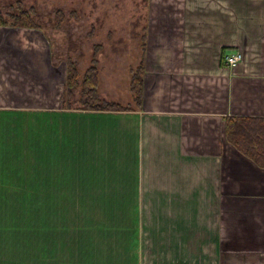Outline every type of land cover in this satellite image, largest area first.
Returning a JSON list of instances; mask_svg holds the SVG:
<instances>
[{
	"label": "crops",
	"instance_id": "1",
	"mask_svg": "<svg viewBox=\"0 0 264 264\" xmlns=\"http://www.w3.org/2000/svg\"><path fill=\"white\" fill-rule=\"evenodd\" d=\"M148 1L140 103L131 92L128 103L109 99L126 111L67 112L49 83L47 43L0 42V114L16 113L10 123L23 127L4 149L0 130V157L9 151L20 159L17 176L48 186L42 196L58 201L49 205H65L73 184L74 192L82 185L113 191L101 205L173 208L160 237H186V246L153 248L165 257L151 264H264V168L226 140L227 118H264V0ZM9 31L0 27V37ZM235 53L242 60L230 68L224 58ZM194 222L207 242L196 252L187 242ZM104 251L113 256L105 264H147L132 254L148 249ZM64 253L48 247L34 258L28 248L22 262L65 264ZM75 254L74 264H96L89 248Z\"/></svg>",
	"mask_w": 264,
	"mask_h": 264
},
{
	"label": "rangeland",
	"instance_id": "2",
	"mask_svg": "<svg viewBox=\"0 0 264 264\" xmlns=\"http://www.w3.org/2000/svg\"><path fill=\"white\" fill-rule=\"evenodd\" d=\"M148 6L149 1L144 0H0L4 28L11 29L0 37V42L47 43L52 69L49 83L57 97L62 92L63 108L67 112L82 107L81 82L93 59L97 60L100 73V98L124 104L128 103V98L130 102L131 72L136 71L141 60ZM23 14L31 18L33 27L14 25ZM114 44L124 47H114ZM70 63L77 69L78 83L69 93L65 91V80ZM8 114H0V130L5 134L1 139L3 149L8 147L16 129L18 137L23 134L22 126L16 128L10 123L16 113ZM35 131L41 133V127H35ZM70 148L67 144V155L71 154ZM34 153L35 167L42 166V156H36L42 154L41 150L35 149ZM17 161L20 159L11 158L9 151L0 157V264H24L22 260L30 257L26 254L28 248L35 254L48 247L63 248L65 253L61 258L65 257V264H74V258L80 257L75 254L79 248H89L96 264L110 262L113 256L103 254L106 248H140V252L148 249L146 254L137 251L132 255L134 259L140 256V262L151 264L165 257L160 255V250L152 252L153 248L186 246V237H160V222L163 216L165 221L170 220L167 213L173 212V208L101 205L100 202H111L113 191L105 188L84 190L82 185L81 191L74 192L73 184L66 186L69 189L61 201L65 205H49L58 204V201L42 196L48 195V186L43 188L45 184L41 181L26 184V176H17L14 171ZM21 161L24 163L25 159ZM15 186H32L33 189H12ZM155 209L157 217H154ZM200 210L195 208L197 213ZM172 217L174 219L175 214ZM175 225L181 228L183 236L187 235L185 224ZM189 230L194 239L192 244L191 239L187 242L190 241L189 246L196 252V248L204 244L200 223L194 222ZM38 256L35 254L34 258ZM194 256L195 260L201 258V254Z\"/></svg>",
	"mask_w": 264,
	"mask_h": 264
},
{
	"label": "trees",
	"instance_id": "3",
	"mask_svg": "<svg viewBox=\"0 0 264 264\" xmlns=\"http://www.w3.org/2000/svg\"><path fill=\"white\" fill-rule=\"evenodd\" d=\"M145 2L148 0H144ZM14 25L21 28H30L34 24L28 15H21ZM0 15V27H5ZM144 54L143 42L141 60L136 71L131 72L130 92L136 105L140 103L142 93V82L144 76ZM78 83V72L74 64H69L66 71L65 91L71 92ZM81 109L85 111L119 112L126 111L122 106L104 101L98 92V69L97 60L93 59L91 67L85 72L81 82ZM226 140L238 152L252 161L260 168H264V118H238L226 119Z\"/></svg>",
	"mask_w": 264,
	"mask_h": 264
},
{
	"label": "built area",
	"instance_id": "4",
	"mask_svg": "<svg viewBox=\"0 0 264 264\" xmlns=\"http://www.w3.org/2000/svg\"><path fill=\"white\" fill-rule=\"evenodd\" d=\"M242 60V55L240 53H235L224 58L226 65L230 68H233L238 65Z\"/></svg>",
	"mask_w": 264,
	"mask_h": 264
}]
</instances>
